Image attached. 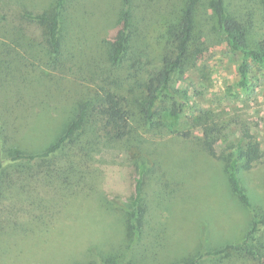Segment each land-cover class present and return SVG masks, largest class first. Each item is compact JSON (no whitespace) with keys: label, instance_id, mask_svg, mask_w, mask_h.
<instances>
[{"label":"rangeland","instance_id":"1","mask_svg":"<svg viewBox=\"0 0 264 264\" xmlns=\"http://www.w3.org/2000/svg\"><path fill=\"white\" fill-rule=\"evenodd\" d=\"M132 1L133 22L139 26L131 33L133 41L129 52L132 58L108 71L104 69L109 68L104 52L108 33L114 28L121 10V0L66 1L65 14L72 22L65 27V47L71 53V60L57 68L43 57L45 39L41 30L34 31V25L24 17L27 12H43L53 0H0V53L6 59V62L0 61V136H7L6 143L23 151L44 147L62 127L73 102L88 90H101L102 86L114 88L118 84L124 86L128 84L126 80L132 82L133 74L143 76L146 57L152 56L158 48L161 18L179 8L182 0ZM226 1L229 10L251 24L252 32L264 35V0ZM210 16L211 11L207 10L203 18ZM143 34L148 43L142 39ZM30 40L36 43L32 47L27 45ZM203 40L204 36L197 40L202 50L195 66L185 73L178 85L189 88L196 108L208 110L211 118L221 126L220 142L236 143L243 128L257 138L262 156L249 175L248 193L252 200L264 204V68L251 64L253 81L247 93H243L235 87L238 59L229 51L223 38L205 44ZM5 50L18 51L24 56L23 64L12 62L10 53ZM134 61H139L135 65L137 70L129 67L127 72L126 68ZM92 68L96 71L91 75ZM228 91L233 94L228 95ZM190 114L191 109H187L184 114L166 116L165 126L155 133L151 132L149 124L139 129L156 142L167 141L166 147L161 149L173 151L170 154L177 162L184 159L185 153L181 152H185L182 147L186 146L189 161L179 172L190 184L186 189L189 197L169 208L174 209L172 215L163 204L158 205L156 242L149 244L143 256L138 246L141 241L131 245L127 238L126 217L121 208V204L132 197L128 178L130 162L124 144L99 138L88 148L87 163H84L90 176L71 177V185L63 189L55 181L54 174L64 171L69 163L55 159L42 179L53 181L57 189L39 185V189L28 191L23 201L15 195L2 199L0 264H99L108 256H120L137 264H145L140 262L143 257H146L145 261L148 257L152 260L149 264H173L197 254L204 245L205 250L212 246L205 232L202 234L206 236L205 240L200 239L199 225L193 222L194 213L209 209L207 204L214 209L208 223L213 235L228 240L226 242H238L241 238L238 230L247 215L229 198H224L226 200L220 206L216 205L215 201L221 200L224 194L220 185L222 175L217 164L213 173L210 167L203 172L200 160L207 152L201 146V129L191 119L195 115L189 117ZM6 118L11 120L7 126L2 123ZM186 130L191 133L186 142L174 134ZM173 137L174 141H171ZM82 144L87 148L84 141L78 142L83 147ZM152 157L156 159L153 162L155 170L162 163L167 164L158 162L159 158L154 155ZM148 199L144 201L150 208ZM179 211L186 214L180 223L174 219ZM151 224L147 217L144 235ZM259 233L258 247L264 253V227ZM166 235L171 237L168 244L164 242ZM197 264L254 262L242 252L229 249L219 256H205Z\"/></svg>","mask_w":264,"mask_h":264},{"label":"trees","instance_id":"2","mask_svg":"<svg viewBox=\"0 0 264 264\" xmlns=\"http://www.w3.org/2000/svg\"><path fill=\"white\" fill-rule=\"evenodd\" d=\"M66 1L53 0V4L43 12H27L24 15L34 25V31L41 30L45 39L42 45L43 57L48 58L54 68L71 60V53L65 47V27L72 22L71 17L65 14ZM121 2V10L114 28L108 33L104 52L106 64L109 66L104 69L108 71L119 66L123 60L126 64L132 58L129 52L133 41L131 33L135 28L139 29V26L133 22V1L121 0ZM207 10L211 11V16L203 18ZM262 17L264 21V12ZM161 23L162 31L157 35L158 48L152 56L146 57L147 66L143 68V76L140 77L139 73V77L138 74L137 76L133 74L132 79L130 78L132 82L126 80L128 84L124 86L118 84L114 88L102 86L101 90H88L73 102L69 110L70 114L64 120L62 127L44 147L23 151L6 143L7 136H0V203L3 202L2 199L12 195L23 201L25 194L30 190L39 189V185H42V188L48 186L57 189L53 181L42 179L54 164L51 161L55 159L69 163L64 171L59 170L54 174L55 181L64 189L67 185H71V177L82 179L90 176L87 173L90 171L86 169L84 163H87L88 148L92 144L95 145L96 140L102 138L110 143H122L130 162L128 178L132 186V197L125 200L121 208L125 212L127 238L131 241V245L141 241L138 246L143 256L149 244L156 242L154 233L158 205L163 204L169 209L175 203L184 201L185 197H189L186 189L190 184L179 172L189 161L186 146L181 148L185 151L181 152L183 155L185 153L183 162H177L173 158L174 155L170 154L173 151L161 149L166 147L167 141L161 139L163 142H156L155 138L150 139L151 136L139 129L149 124L152 128L151 132L155 133L165 126L166 116H177L191 109L192 114L189 117L195 115L191 119L194 125L201 129V146L207 152L200 160L201 167L204 166L202 170L205 172L204 169L210 167L213 173L217 164L222 175L220 185L223 186L224 194L221 200H213L220 206L226 200L224 198H229L245 211L247 216L238 230L240 240L236 243L226 242L228 240L217 239L212 233V227L208 226L214 209L207 204L209 209L194 213L193 222L199 225L200 239L204 241L208 236L212 246L205 250L204 245L203 250L197 254L173 264H197L205 256H219L229 249L242 252L251 258L254 264H264V253L258 247L259 232L264 227V204L252 200V196L248 193L249 175L262 156L260 143L247 128L240 130V137L236 143L220 142L221 126L211 118L208 110L196 108L189 88L185 89L178 85L185 73L195 66L202 50V46L197 42L198 38L204 36L203 44H205L206 41H217L222 37L229 51L238 59L236 64L238 79L235 87L247 93L253 81L251 64L264 68V35L259 36L252 32L251 24L229 10L226 0H182L179 8L164 14ZM140 29L142 32L143 28ZM146 35L143 34L142 39L147 41ZM33 40L27 42L29 47L36 44L32 42ZM5 51L10 53L9 58L12 62L23 64L24 56L18 51L14 50L12 53L9 50ZM0 61L6 62L1 53ZM137 62L139 61L130 63L126 68L127 72L130 68L136 71ZM19 71L22 73V70ZM95 71L96 69L91 70V75ZM107 77L109 75L104 78ZM232 94L228 91V95ZM10 121V118H6L2 123L7 126ZM146 131L149 132L148 127ZM174 134L181 137L184 142L191 136L190 130L178 131ZM82 141L87 148L83 144L84 148L78 145V142ZM171 141H174V137ZM152 155L159 158L158 162L167 164L162 163L158 170H155L153 162L156 159ZM21 193L23 196L20 197ZM146 198H149L150 208L147 203L145 204ZM169 210L168 213L172 215L174 209ZM185 211L175 213L176 222H183L186 217ZM147 217L152 226H149L148 233L144 235L143 227ZM203 232L206 233L205 237L202 235ZM165 237L167 238L164 240L165 244L170 243L171 237L167 235ZM145 259L146 257H143L140 262L149 264L152 261L149 257L146 261ZM99 264L137 263L131 260L125 261L120 256H108Z\"/></svg>","mask_w":264,"mask_h":264}]
</instances>
